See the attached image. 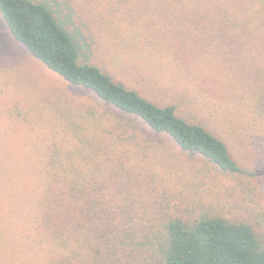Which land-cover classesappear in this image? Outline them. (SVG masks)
<instances>
[{"label": "rangeland", "instance_id": "374dc122", "mask_svg": "<svg viewBox=\"0 0 264 264\" xmlns=\"http://www.w3.org/2000/svg\"><path fill=\"white\" fill-rule=\"evenodd\" d=\"M35 1L46 4L72 36L82 62L157 104H175L191 121L197 115L227 128V121L237 119V98L264 85V25L245 40L226 34L223 22L212 23L209 0L155 12L151 0ZM134 15L153 24L139 38L125 32ZM98 101L91 90L67 82L32 55L0 14V264H44L50 258L52 250L39 242L44 228L35 223L37 200L45 191L38 171L43 139L66 107L106 108ZM224 136L242 172L223 171L166 141L167 148L152 152L147 163L114 177L112 193L126 181L124 194L144 202L151 213L182 215L200 211L203 202L231 216L263 220L262 158L254 145ZM58 187L63 211L74 213L69 193Z\"/></svg>", "mask_w": 264, "mask_h": 264}, {"label": "trees", "instance_id": "16d2710c", "mask_svg": "<svg viewBox=\"0 0 264 264\" xmlns=\"http://www.w3.org/2000/svg\"><path fill=\"white\" fill-rule=\"evenodd\" d=\"M203 1L151 0L158 9L151 10ZM209 2L212 23L223 22L226 34L245 40L264 25V0H238L237 7ZM0 14L32 55L67 82L91 90L106 106L66 107L56 129L43 139L38 171L45 191L37 200L35 223L44 228L39 242L53 252L44 264H264V216L246 220L203 202L200 211L182 215L151 213L144 202L124 194L126 181L116 195L111 185L114 177L147 163L152 152L166 149V141L223 171L242 172L224 139L228 133L254 145L264 163V85L237 98V119L227 121V128L197 115L191 121L175 104H157L99 66L82 62L76 42L46 4L0 0ZM140 16L124 27L136 38L153 25ZM111 23L117 30L116 21ZM56 185L69 193L74 213L63 211Z\"/></svg>", "mask_w": 264, "mask_h": 264}]
</instances>
